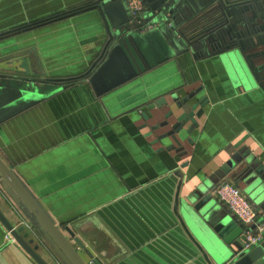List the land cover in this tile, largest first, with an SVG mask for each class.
<instances>
[{
  "label": "crops",
  "instance_id": "1",
  "mask_svg": "<svg viewBox=\"0 0 264 264\" xmlns=\"http://www.w3.org/2000/svg\"><path fill=\"white\" fill-rule=\"evenodd\" d=\"M100 1L0 0V157L87 263L90 254L100 264H207L173 212L178 191L194 241L211 264H229L242 247L226 244L186 197L238 144L264 165V72L246 57L248 39L244 51L237 44L242 22L218 0H171L150 17L144 0L157 27L110 28L109 39L91 7ZM170 9L179 34L165 26ZM242 17L244 27L264 22L254 8ZM190 94L206 101L177 144L167 115ZM225 181L243 190L228 174L209 192L232 215L214 195ZM0 214L46 264H70L1 176ZM0 264H38L1 222Z\"/></svg>",
  "mask_w": 264,
  "mask_h": 264
},
{
  "label": "water",
  "instance_id": "2",
  "mask_svg": "<svg viewBox=\"0 0 264 264\" xmlns=\"http://www.w3.org/2000/svg\"><path fill=\"white\" fill-rule=\"evenodd\" d=\"M218 1V5L224 15L228 18L232 15H237L240 18L243 28L235 34L237 44L239 48L244 51L245 45L243 40L248 39L254 51L249 53L246 57L251 66L254 67L255 72H264V22L262 24H258L257 26H252L248 22L247 26L244 27L242 17L245 12L254 8L257 9L259 16H263L264 18V0ZM146 2L149 6L148 16L150 17L154 14V12L165 11L171 0H146ZM91 7L98 8L102 19L108 28L109 39H112L110 28L116 30V33L119 34L121 31L129 27V17L123 0H101L97 6L94 5ZM169 12L173 13V10L170 9ZM148 16L145 18L148 19ZM228 28L229 30L231 29L230 26ZM232 40L233 37L230 35L224 38V41L226 42ZM256 61H259L258 64L255 63ZM21 66L24 69V72L29 74L30 71L28 70L25 60ZM261 79L264 84V76ZM39 81H43V79L39 78ZM192 100L193 95L190 94L183 99L176 101L175 107L176 110L179 111V114L175 115V112L172 110L167 115V118L174 117L175 119L171 124V128L169 132H167V135L171 136L177 144H179V140L175 134L179 133L180 130L189 122L190 126L188 132L190 128L197 125L196 118L200 117L202 113L201 109L197 110L198 105L202 106L204 101H206L205 98L196 102H192ZM167 122L168 120L165 121L164 124H167ZM235 150L236 151L230 153L229 159L224 162L214 174L209 176L202 184L198 185L191 192V194L186 197V201L193 206L194 210L203 217V219L213 228V230L224 240L226 244L231 246L234 242H237L240 247H242L239 252L235 249L233 250L236 253V256L229 264H264V236L261 242L251 248L243 249L246 236L242 225L224 208H222L209 192L212 185L220 178H223L228 174H235V181L238 184H243V193L258 206L259 210H264V165L247 147L238 144L236 145ZM0 176L32 214L41 230L52 239L70 264H100L97 260L93 259L90 254H88L91 258L90 263H87L83 259L75 245L72 244V242L64 235L62 229L54 224L46 215V213L42 210L1 157ZM174 176H179V173L176 172ZM169 178L174 179L173 175H170ZM177 192L174 196L175 204L173 206V212L180 221L184 232L190 240H192L198 250L202 252L204 260L207 264H211L206 254L202 251V248L194 241L188 232L183 220L178 214ZM262 220L263 219L259 222ZM0 222L10 233L14 242L21 246L35 262L38 264H46L37 254V246L32 247L31 244L33 240H26L28 233L23 234V236L20 235L23 228L16 229L12 227L1 214ZM64 230L74 238L75 244L83 248V244L74 237V233L69 227L64 228ZM260 256H262V258L258 259Z\"/></svg>",
  "mask_w": 264,
  "mask_h": 264
},
{
  "label": "built area",
  "instance_id": "3",
  "mask_svg": "<svg viewBox=\"0 0 264 264\" xmlns=\"http://www.w3.org/2000/svg\"><path fill=\"white\" fill-rule=\"evenodd\" d=\"M126 11L129 17V28L145 32L157 27V23L145 18L146 5L144 0H126ZM169 14L172 16L173 13L169 12ZM169 14H167V19L164 22L165 26L179 34L178 25L173 16V21L171 20ZM214 195L242 225L246 236L243 249L251 248L263 240L264 219L259 222L257 210L240 188L227 181L221 182L215 186Z\"/></svg>",
  "mask_w": 264,
  "mask_h": 264
},
{
  "label": "trees",
  "instance_id": "4",
  "mask_svg": "<svg viewBox=\"0 0 264 264\" xmlns=\"http://www.w3.org/2000/svg\"><path fill=\"white\" fill-rule=\"evenodd\" d=\"M177 18H178V16H177ZM177 18H174V19H175V21H176L177 25H179V23H181V22H180V21H178V20H177ZM224 42H226V41H224ZM227 42H230V41H227Z\"/></svg>",
  "mask_w": 264,
  "mask_h": 264
}]
</instances>
